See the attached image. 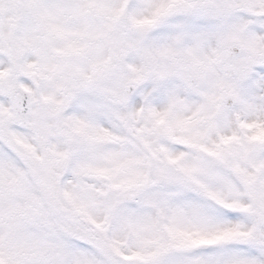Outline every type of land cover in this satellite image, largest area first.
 <instances>
[{
	"label": "snow or ice",
	"instance_id": "snow-or-ice-1",
	"mask_svg": "<svg viewBox=\"0 0 264 264\" xmlns=\"http://www.w3.org/2000/svg\"><path fill=\"white\" fill-rule=\"evenodd\" d=\"M0 264H264V0H0Z\"/></svg>",
	"mask_w": 264,
	"mask_h": 264
}]
</instances>
